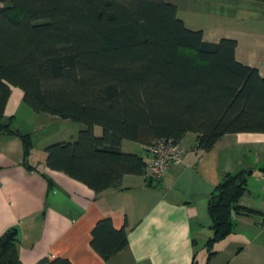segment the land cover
Segmentation results:
<instances>
[{"label":"trees","instance_id":"trees-1","mask_svg":"<svg viewBox=\"0 0 264 264\" xmlns=\"http://www.w3.org/2000/svg\"><path fill=\"white\" fill-rule=\"evenodd\" d=\"M235 47L234 38L203 40L168 0H0V133L21 138L34 168L31 133L4 115L12 85L33 111L80 121L74 137L45 146V164L99 192L144 174V156L123 150V139L149 146L191 131L207 150L224 133L264 131V77L236 59ZM249 172H224L209 194L207 261L232 231L233 212L252 211L239 203ZM90 233L105 260L128 242L110 216ZM17 242L16 227L0 235V264H21ZM37 264L73 262L43 256Z\"/></svg>","mask_w":264,"mask_h":264},{"label":"crops","instance_id":"crops-1","mask_svg":"<svg viewBox=\"0 0 264 264\" xmlns=\"http://www.w3.org/2000/svg\"><path fill=\"white\" fill-rule=\"evenodd\" d=\"M168 1L188 28L201 30L203 40L234 38L236 59L264 77V0ZM22 96V89L12 85L4 115L31 133L27 160L34 168L24 163L21 138L0 133V235L17 228L21 264H37L43 256L67 257L73 264H264L259 226L264 214V131L227 132L207 150L197 147L196 133L188 131L179 140L182 161L170 164L161 178L148 183L144 174L128 173L95 192L45 164V146L74 137L83 124L35 112ZM51 120H63L67 131L37 144L35 133ZM121 148L143 155L146 162L151 157L148 146L136 141L123 139ZM243 167L250 172L239 203L252 211L233 212L232 231L214 242L216 252L207 261L209 194L224 172ZM103 216H110L117 228L124 226L128 235L127 244L106 260L90 244L91 228Z\"/></svg>","mask_w":264,"mask_h":264},{"label":"built area","instance_id":"built-area-1","mask_svg":"<svg viewBox=\"0 0 264 264\" xmlns=\"http://www.w3.org/2000/svg\"><path fill=\"white\" fill-rule=\"evenodd\" d=\"M148 148L151 157L145 164L144 175L151 179L161 178L170 164L181 162L183 159V148L179 142H175L172 138H158ZM259 226L264 231V214L260 219Z\"/></svg>","mask_w":264,"mask_h":264},{"label":"rangeland","instance_id":"rangeland-1","mask_svg":"<svg viewBox=\"0 0 264 264\" xmlns=\"http://www.w3.org/2000/svg\"><path fill=\"white\" fill-rule=\"evenodd\" d=\"M55 119H58V118H55ZM59 119H63V118H59ZM66 119H69V118H66ZM69 121H73L72 123H74V125H77L76 123L81 124L80 121H76V120H72V119H69ZM47 123L48 124L44 125V127L42 129L37 127L38 131L34 135V140L36 141L37 144H38L39 140H41V138L47 137L48 135H51V134L53 136H55L56 132H58L57 134H60V133L67 131V126H64L63 120H57V121L51 120V122H47ZM74 127H73V129H74ZM95 130L97 132H101V126L96 125ZM59 136H62V135H59ZM63 137H65V136H63ZM63 137H61V138H63ZM58 138H60V137H58ZM53 140H55V139H53ZM53 140H51L50 142H52Z\"/></svg>","mask_w":264,"mask_h":264}]
</instances>
